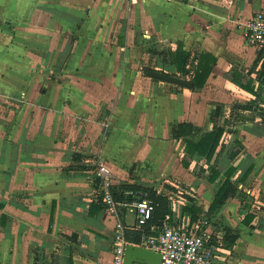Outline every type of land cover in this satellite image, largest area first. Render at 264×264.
Listing matches in <instances>:
<instances>
[{
    "label": "crops",
    "instance_id": "0c3cea01",
    "mask_svg": "<svg viewBox=\"0 0 264 264\" xmlns=\"http://www.w3.org/2000/svg\"><path fill=\"white\" fill-rule=\"evenodd\" d=\"M261 10L264 0H0V264H111L119 217L84 171L97 157L118 187L163 197L143 228L121 208L128 244L210 215L211 231L234 238V264H264V50L244 33ZM168 50L181 68L166 67ZM200 142L205 153L190 150ZM227 181L237 192L212 210Z\"/></svg>",
    "mask_w": 264,
    "mask_h": 264
},
{
    "label": "built area",
    "instance_id": "2783aa9c",
    "mask_svg": "<svg viewBox=\"0 0 264 264\" xmlns=\"http://www.w3.org/2000/svg\"><path fill=\"white\" fill-rule=\"evenodd\" d=\"M125 1L130 4L140 2V0ZM244 33L248 41L260 50H264V10L248 18L244 24ZM258 118L264 123V104L260 107ZM90 162L92 167L84 171L92 185L94 197L97 201H101L110 213L119 217L114 232L111 264H127L126 229L129 225L121 218L120 210L124 206L133 207L136 217L132 226L143 228L152 219L156 202L147 193L131 202L117 200L113 190L114 173L98 157ZM211 225L212 219L208 216L183 225L166 224L158 234L145 236L139 245L159 252L162 256V264H234L231 248L224 245L222 236L209 229Z\"/></svg>",
    "mask_w": 264,
    "mask_h": 264
},
{
    "label": "trees",
    "instance_id": "16d2710c",
    "mask_svg": "<svg viewBox=\"0 0 264 264\" xmlns=\"http://www.w3.org/2000/svg\"><path fill=\"white\" fill-rule=\"evenodd\" d=\"M210 60L213 62V61H215V58L210 57ZM164 63L166 64L167 68L173 67V64L178 66V68H181L182 57L180 55V52L179 51L173 52L171 50H168V52H166L164 54ZM211 69H212V63H210L209 61H207V65H204L202 63L200 65V68L197 70L196 76L194 77V86H197V87L204 86V84L207 80V77H208L209 73L211 72ZM148 70L149 69L146 68V72ZM180 125H181V123H180ZM176 131H177V129L173 128L172 133L175 134ZM208 138H211V134L208 135ZM203 143L205 144V142H203ZM206 145L203 147V144H201V142H200V144H195V145L192 144V147H190V150L192 151L194 149H197L201 153H203V152L205 153L207 151V150H205ZM216 177H217V172H216V175L212 176V179H215ZM113 190H114L115 198L119 201H133V199H134L133 195L130 193L129 194L126 193V191H128V190H132V191H134L133 193H139V194L141 193L140 197H142L144 193H147L150 197H152L155 200V202H156L155 207L156 208L159 205H161V203H162L161 201H162L163 197L161 195L157 194L156 191L153 190V188L143 187V186H140L136 183H123V184H120L119 187L117 184H114ZM236 192H237V189L233 185V183L231 181H227L225 184V187L222 188V190L217 195V198L214 202L215 206L212 207V210L216 209L217 204L221 203V201L224 198H226L230 195H234ZM153 215H154V211H153ZM208 217H210V215H208ZM152 219H153V216H152ZM195 220H197V217H196V219L194 218L193 221H195ZM233 242H234V238L230 237L229 230H227L223 235V243L225 246L231 247Z\"/></svg>",
    "mask_w": 264,
    "mask_h": 264
},
{
    "label": "water",
    "instance_id": "95a60500",
    "mask_svg": "<svg viewBox=\"0 0 264 264\" xmlns=\"http://www.w3.org/2000/svg\"><path fill=\"white\" fill-rule=\"evenodd\" d=\"M148 76L187 87H192L193 82L176 74L163 70L150 68ZM125 260L127 264H162V256L159 252L140 245L128 244L125 250Z\"/></svg>",
    "mask_w": 264,
    "mask_h": 264
},
{
    "label": "rangeland",
    "instance_id": "374dc122",
    "mask_svg": "<svg viewBox=\"0 0 264 264\" xmlns=\"http://www.w3.org/2000/svg\"><path fill=\"white\" fill-rule=\"evenodd\" d=\"M150 55H149V57L151 58V59H155L156 57H157V51L155 50V49H150ZM148 68H151V67H148ZM257 117H259V112H258V114H257Z\"/></svg>",
    "mask_w": 264,
    "mask_h": 264
}]
</instances>
